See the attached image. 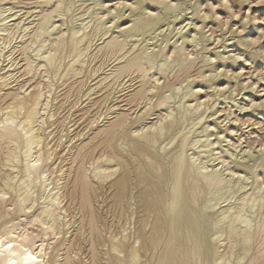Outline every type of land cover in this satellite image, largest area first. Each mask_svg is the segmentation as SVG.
I'll use <instances>...</instances> for the list:
<instances>
[{
	"label": "bare ground",
	"instance_id": "bare-ground-1",
	"mask_svg": "<svg viewBox=\"0 0 264 264\" xmlns=\"http://www.w3.org/2000/svg\"><path fill=\"white\" fill-rule=\"evenodd\" d=\"M27 1L0 0V264H264V139L245 149L244 137L231 141L238 161L220 148L206 118L217 112L210 100L228 87L216 79L220 71L235 72L224 63L220 73L200 72L215 93L194 85L195 62L217 60L199 56L201 35L185 30L196 23H176L170 33L180 37L169 48L156 44L180 1L154 0L125 24L122 0L112 8L103 0ZM65 84L75 102L56 131L54 102ZM122 95L130 107L115 102ZM80 96L91 103L86 114L97 110L87 139L65 123ZM108 199L118 213L112 224L97 206ZM30 220L52 235L29 229Z\"/></svg>",
	"mask_w": 264,
	"mask_h": 264
},
{
	"label": "rangeland",
	"instance_id": "rangeland-1",
	"mask_svg": "<svg viewBox=\"0 0 264 264\" xmlns=\"http://www.w3.org/2000/svg\"><path fill=\"white\" fill-rule=\"evenodd\" d=\"M88 1L86 2V4H89L92 2L91 0L89 2ZM103 1L105 4L108 3L105 5V8H112L113 6L118 7L119 2L123 1L121 5L125 7L121 11V14L123 16L118 20L119 24L129 23V20L134 17V14L143 11L144 5L157 6L155 5L154 0H139L138 2H135L136 0H122V1L121 0H103ZM179 1L181 3V10L179 14L178 13L171 14L167 16L166 21L162 22V24L165 25L163 28L165 27L167 28V25H166L167 22L171 23V28L170 30L168 29L162 33V36L159 38L160 39L163 38V39L159 40V42H157L156 44L159 45L161 42H164L162 46H164L167 43V48H169L172 44L176 43V40H179V37H180L179 35H176L172 39L173 33L172 34L170 33L172 31L173 26L176 25V23H179L180 21H183V20H185L184 24L188 22L196 23L199 26V28H196L195 24H191V25H188L186 27L187 29L185 28V30H188L187 33L198 31L199 34L201 35L202 45L198 47V53L202 52V55H206L207 53H209L207 55L215 57L217 58V60L213 64H209V63L199 62L200 61V58H199V60L195 62L194 67L191 70V74L194 75L195 77V82H194L195 86H203L205 88L204 90H207V91L210 90L213 93H215L216 91L208 89L205 86V82L203 78L200 76V72L205 71V74L208 75L209 74L208 70H212V69L214 70L218 66L224 67L223 63L228 64V65L230 64V67H227V68L233 69L232 71L235 72L234 75H232L231 72L220 71V68L216 69V73L221 72V74H219L216 79L219 81V83H225V85L227 84L226 86L228 87L224 90L225 96L223 98L215 96L212 100H210L211 109L209 110V112H212L215 110L217 112L213 118H210V119L206 118V120H209L213 125H215V127H213L211 130L214 133H217V135H214V137L219 138L220 148L223 150L232 149V152L239 153L238 158L236 159V161H238L240 159L239 156H241L240 155L241 152L235 150L232 147L231 144L233 142H236L237 140H239L238 138L244 137L243 139L245 141L242 139L243 143L240 148L245 149L247 147L248 141L251 140L252 138L258 139V140H260L261 138L264 139V127H263L264 126V92H263L264 91V81L260 80L261 72L264 73V52H263L264 51V0H179ZM27 2H31V3L26 4L27 7L35 5L34 3L35 0H30ZM131 2L139 3L138 4L139 6L137 8H134L129 5H126ZM16 6H23V4H16ZM18 9H20V7L16 8V10ZM197 10L199 11V13L196 12ZM203 10L207 11L208 15L205 18L204 17L200 18L199 15H204L205 11ZM23 11H26V9H23ZM80 11H82V9H80L79 12ZM113 30H116V29H113ZM166 37L168 38L167 42L165 40ZM252 38L257 39L258 41L256 43H253L251 40ZM190 48H191L190 50L193 49L192 46H190ZM193 50L196 51L195 48ZM219 51L226 53V56H233L235 53H237V55L232 58H228V59L226 58L225 60H221L218 57ZM200 55L201 54L199 53V56ZM237 57H243L244 60L237 59ZM241 66L244 67L243 69L245 70H241L242 69ZM106 68L108 69L109 67L106 66ZM172 76H173V73L170 74V79H172ZM92 77L94 78V76ZM92 77L88 78V83L90 82L93 83L95 81L93 80ZM125 80H128V78H125ZM253 82H258V83L256 86H254L252 90L241 89V85L243 84L246 85V83L252 84ZM197 83H199V85ZM129 84L130 82L128 83V85ZM137 85H139V83L137 84L136 81H134V83H132L133 87L126 89L124 93L129 92L133 88L137 87ZM204 94L205 93H201V95H204ZM57 95H58V100L57 102H54V105H55L54 109L57 107L56 117H57V120L59 119L55 124V126H57V128L55 129L56 131H58L59 128L62 127L61 119L65 115L67 116L69 114L70 103L75 102V97L73 95H70L68 93L69 97H67V84L57 89ZM100 97H101V92H98L93 95L94 99L95 98L99 99ZM126 97L127 96L122 95L115 102L117 103L119 102L122 105L121 108L122 107L128 108L131 105L128 103ZM80 102L82 103V105L79 108L78 107L73 108V110H71L72 112L70 111L71 116L65 123L68 126L69 125L72 126L73 134L85 133L84 139L85 138L87 139L88 136L92 134L93 132V129L91 130L89 126L87 125L89 122L88 120H90L94 116L97 110L95 109V107H91L89 110L90 115L86 114L85 111L82 110V108L91 105V103L88 100L86 101V97H81V96H80ZM61 104H63V106L59 109V105ZM133 108L135 109L136 107H133ZM133 111L135 110H132V112ZM236 117L242 118L241 121L240 120L237 121L238 123L234 122L233 120ZM244 121H246V125ZM105 122L106 120H104L102 123L104 124ZM55 126H53L52 128H55ZM231 126H234L236 128L235 132H232V133L229 132L228 128H231ZM221 131L224 134L220 133ZM225 134H227L228 136L227 137L222 136ZM226 139H229V140H226ZM257 149L259 150V147L252 149V150H255L256 153L258 154L259 152ZM246 162H248L249 164H253L254 161L251 158H248ZM107 201H108L107 203H104L102 205H99V204L97 205V203L96 205L99 207V212L102 218H105L108 224H112L113 222H117L118 213L116 212L117 209L113 206L110 200L108 199ZM113 208L114 210L112 211ZM77 211L78 210H76V212ZM13 218H14V221H16L15 223L19 225H24L27 219L26 217L24 218V216H21V215H15L13 216ZM78 218H79V215H77V219ZM30 222L32 225H30ZM37 222L38 221L30 220L28 227L30 226L29 229L35 231L36 233H40L41 235H43V231H41L42 226L39 225L40 224L39 222L37 224ZM36 225H39V226L37 227ZM50 234L52 235V233H50L49 231L46 234V236L45 234L43 236H45L46 238H49L51 236ZM77 238H78L77 242L75 243L76 248L80 249L82 256L83 254L84 256L86 255L89 256L88 242H86L85 240L79 239V237Z\"/></svg>",
	"mask_w": 264,
	"mask_h": 264
},
{
	"label": "snow or ice",
	"instance_id": "snow-or-ice-1",
	"mask_svg": "<svg viewBox=\"0 0 264 264\" xmlns=\"http://www.w3.org/2000/svg\"><path fill=\"white\" fill-rule=\"evenodd\" d=\"M253 43H256V41H253ZM237 59H243V57H237Z\"/></svg>",
	"mask_w": 264,
	"mask_h": 264
}]
</instances>
